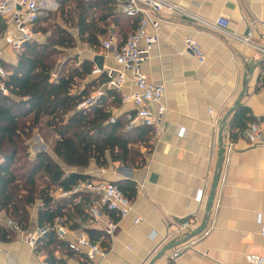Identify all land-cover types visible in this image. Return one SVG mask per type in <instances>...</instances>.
Here are the masks:
<instances>
[{"label": "crops", "instance_id": "0c3cea01", "mask_svg": "<svg viewBox=\"0 0 264 264\" xmlns=\"http://www.w3.org/2000/svg\"><path fill=\"white\" fill-rule=\"evenodd\" d=\"M104 1L110 2L113 13L105 28L107 33L100 37L102 47L92 49L80 38L78 30L72 29L78 52L70 59H77L80 65L86 60L94 63L95 57H101L105 72L107 69L120 71L113 56L133 32L134 21L124 13L125 0ZM162 1L177 6L178 10L165 11L161 15L159 43L142 71L150 82L166 87L165 132L159 139L153 135L149 150L143 148L145 163L141 166L110 163L107 168H99L92 163L87 170H77L62 165L67 173L76 171L90 176L89 182H131L138 193L133 201V213L119 222L113 238H105L102 227L92 219L84 226L102 232V240H108L110 247L105 258L90 262L83 254H70L67 249L59 248L54 256L65 264H150L169 242L181 240L203 224L221 150L222 173L206 230L154 264H172L170 257L177 250L181 254L176 264H250L249 255L264 258V147L251 145L243 135L232 140L234 114L224 124L226 115L244 91L240 107L246 108L249 116L256 119L255 123L264 128V52L261 50L264 49V0ZM63 2L65 0H46L48 10L39 25L45 26L44 18L56 16L57 23L62 26ZM64 7L69 10L66 5ZM221 17L228 18V29L217 26ZM15 30L12 23L0 20V67L19 64L20 53L4 43L9 31L15 33L17 40L22 38ZM41 37L43 34L35 33L34 40L44 42L39 40ZM187 37L201 47L204 63L187 50ZM247 38L249 44L245 42ZM111 40L113 49L105 50L104 43ZM79 48L88 50L89 55L81 56ZM94 69L97 71L96 66ZM95 71L93 77L102 74ZM129 79L124 88L127 95L135 91L131 76ZM245 80L246 88L243 87ZM109 90L114 89L105 84L89 98L98 92L106 95ZM117 93L120 106L110 108L116 119L135 109ZM36 134V148L41 150L36 153L47 152L53 156L52 148ZM55 160L60 162L56 157ZM199 189L205 190L201 204L195 201ZM57 190L54 198H66ZM84 192L98 199L95 194ZM37 209L31 210L27 232L32 234L41 231ZM137 218L142 222L136 224ZM9 220H13L11 214L6 211L0 214V226L12 230ZM85 229L75 232L89 236ZM14 233L11 239L0 238V264H47V255L27 245L22 231ZM70 241L68 238L63 243L68 247Z\"/></svg>", "mask_w": 264, "mask_h": 264}, {"label": "trees", "instance_id": "16d2710c", "mask_svg": "<svg viewBox=\"0 0 264 264\" xmlns=\"http://www.w3.org/2000/svg\"><path fill=\"white\" fill-rule=\"evenodd\" d=\"M63 3L60 18L69 28L58 23L44 28L38 23L34 32L48 35L46 41L24 44L17 67L4 64L10 73L4 83L9 94L0 92V214L4 211L11 214L20 230L27 232L31 210L38 206V226L45 234L35 250L47 255V264H65L54 256L59 248L74 253L59 239L55 230L57 221H62L70 230L83 231L91 219L88 211L98 200L87 192L73 193L92 178L76 171L67 173L62 165L77 170H87L92 163L99 168H107L110 163L141 166L145 163L142 150L151 148L153 138V130L146 126L127 130L125 116L114 124L110 122L113 116L110 108L120 106V96L115 90L107 91L89 109H79L109 78L105 71L93 77L95 63L92 61L79 65L77 59L62 62L59 57L75 48L72 29L78 30L80 38L92 49L99 50L100 37L107 33L105 28L109 26L113 9L104 0H65ZM49 17L44 18V23ZM133 23L134 31L137 22ZM80 86L83 89L74 92ZM233 114L232 140L256 121L240 106ZM35 132L46 144L52 138L57 139L52 146L54 157L47 152L32 157L29 143ZM43 179L62 193L72 195L54 198L49 189L40 187ZM113 184L129 200L136 199L135 184L125 181ZM103 212L117 220L115 213L107 208L103 207ZM85 231L94 243L109 249L108 240H102V232ZM14 234L13 230L0 226L1 239H11Z\"/></svg>", "mask_w": 264, "mask_h": 264}, {"label": "built area", "instance_id": "2783aa9c", "mask_svg": "<svg viewBox=\"0 0 264 264\" xmlns=\"http://www.w3.org/2000/svg\"><path fill=\"white\" fill-rule=\"evenodd\" d=\"M47 10L46 0H0V20L12 23L15 26V32L22 37L17 40L15 33L9 31L5 35L4 43L15 52L21 53L24 44L34 40V28ZM123 10L127 17L137 22V28L115 51L113 58L121 70L107 69L109 82L106 87L119 92L125 103H131L135 107L133 113L125 116L127 130L131 131L140 125L146 126L151 128L154 137L159 139L164 134L167 123L166 87L164 84L150 82L142 71V66L148 62L150 54L159 43L162 27L161 15L165 11H176L178 7L162 0H125ZM229 24L230 22L226 17H221L217 21V26L222 29H228ZM245 42L249 44L250 39H245ZM185 43L187 50L191 51L201 63H204L205 56L199 44L189 37L185 38ZM104 49L112 50L113 41L105 42ZM261 50L264 52V49ZM95 73L100 74L102 71L97 70ZM129 76H131L135 91L127 95L124 93V88L130 82ZM8 77L9 74L3 67H0V92L6 96L9 92L4 83ZM103 96L104 94L98 92L82 103L79 109H89ZM153 106L155 110L152 109ZM116 121V117H112L110 120L112 124ZM242 135L251 145L264 147V128L260 124H251ZM84 191L95 194L99 199L96 205L90 207L88 215L95 224L102 227L105 238H113L119 222L133 213L134 202L125 197L119 188L110 182L83 183L73 193ZM204 194V189L197 191L195 201L198 204L203 202ZM70 195L72 193L62 194L63 197ZM103 207L115 213L117 220L103 212ZM59 221L55 228L57 235L61 241H67L68 238H71L68 245L73 252L83 254L90 262L107 256L108 249L101 247L100 243H94L86 234L70 230ZM141 222L140 218L135 220L136 224ZM8 226L15 232L21 231L14 220H9ZM22 233H24L25 243L35 249L38 240L45 234V231L41 230L39 234ZM262 234L264 235V226ZM180 254V250L172 253L170 257L172 264L177 263ZM247 260L250 264H264V258L259 255H249Z\"/></svg>", "mask_w": 264, "mask_h": 264}, {"label": "water", "instance_id": "95a60500", "mask_svg": "<svg viewBox=\"0 0 264 264\" xmlns=\"http://www.w3.org/2000/svg\"><path fill=\"white\" fill-rule=\"evenodd\" d=\"M93 61L95 63V66H96L97 70L104 71V60L101 57H95ZM248 73H250V71ZM243 87L246 88V80L244 82ZM244 97H245V92L243 91L241 93V95H240L237 103L234 105V107L226 115V117L224 119V124L227 122L228 118L240 106V104H241L242 100L244 99ZM222 154H223V152L221 150V158H220V161L218 163L217 172H216V175L214 177V180H213V183H212V187H211V190H210V194H209V198H208V205H207V208H206V217H205V220H204L203 224L200 227H198L196 230L191 231L190 233L185 234V236L181 240H173V241L169 242V244H167L161 250V252L151 261L150 264H154L158 260L162 259L163 257L166 256V254L168 252L173 251V250H176L178 247H181V246H184L185 244L190 243L192 240H194L195 238L199 237L206 230L207 224L209 222V213H210L211 207L213 205L214 198H215V193L217 191L218 184H219L220 178H221L222 167H223ZM183 224H186V222L183 223Z\"/></svg>", "mask_w": 264, "mask_h": 264}, {"label": "rangeland", "instance_id": "374dc122", "mask_svg": "<svg viewBox=\"0 0 264 264\" xmlns=\"http://www.w3.org/2000/svg\"><path fill=\"white\" fill-rule=\"evenodd\" d=\"M49 19H50V20H47V22H45V26H44V28H49L52 24L57 23V22L59 21V18H57L56 16H51ZM48 26H49V27H48ZM62 26L66 27V28H69V25H68V24H65V23H62ZM47 37H48V35H43V37L39 38V40L45 42L46 39H47ZM74 38H75V36H74ZM75 40H76V39H75ZM77 45H78V44L75 43V47H77ZM79 50H80V53L82 54L81 56H83V57H85V56L88 54V52H89V51L86 50V49H80V48H79ZM75 52H78V50H76V48H73V49H70V50H66V51H64V55L60 56L59 58H62V62H63L64 59L72 58V57L74 56ZM99 52H101V50H100ZM88 55H89V54H88ZM90 56H91V55H90ZM60 61H61V60H60ZM71 64H72V63H71ZM61 65H62V63H60L59 68L61 67ZM80 87H81V86H80ZM78 89H79V88L76 87V88H74V91H75V90H78ZM98 90H99V89H98ZM36 133H37V132H35L34 136L32 137V139L30 140V143H29V144H30V152H31V155H32L33 158L35 157V154H37L36 152L39 150V149L36 148V146L38 147V141L36 142V140H35V135H37ZM56 140H57L56 138H52L51 143H48L47 146H48L49 148H52V146H53V144H54V142H55ZM44 142H45V141H44ZM40 144H41V143H40ZM42 150H43V149H42ZM39 151H41V150H39ZM39 185H40V187H44V188L49 189V190L51 191L52 196H53V194L56 193V191H58L54 184L49 183V182L46 181L45 179H43L42 181H40ZM35 208L37 209L38 206H35Z\"/></svg>", "mask_w": 264, "mask_h": 264}]
</instances>
